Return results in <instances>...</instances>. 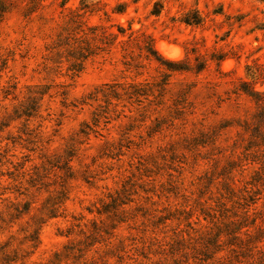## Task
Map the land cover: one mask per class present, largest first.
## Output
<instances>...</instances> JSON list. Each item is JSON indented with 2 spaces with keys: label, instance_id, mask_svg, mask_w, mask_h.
<instances>
[{
  "label": "rangeland",
  "instance_id": "374dc122",
  "mask_svg": "<svg viewBox=\"0 0 264 264\" xmlns=\"http://www.w3.org/2000/svg\"><path fill=\"white\" fill-rule=\"evenodd\" d=\"M151 39L190 70L148 60L143 45ZM79 45L93 55L73 78V59L58 54ZM131 56L144 68L128 69ZM166 80L161 104L154 96L119 102L108 123L95 125L93 113L104 105L88 99L96 88ZM37 87L49 88L40 108L21 116ZM245 89L264 102V0L0 1V264L199 263L193 247L224 220L221 179L208 186L207 176L217 178L234 160L238 191L261 189L242 231L259 239L251 255L237 258L231 250L240 249L226 246L216 258L264 264V186L250 185L264 175V145L252 136L261 108ZM63 184L67 198L53 216ZM119 196L127 204L116 207ZM238 202L228 203V216L243 215ZM204 207L217 219L206 218ZM37 231L38 244L31 241ZM176 234L185 246L172 254Z\"/></svg>",
  "mask_w": 264,
  "mask_h": 264
},
{
  "label": "trees",
  "instance_id": "16d2710c",
  "mask_svg": "<svg viewBox=\"0 0 264 264\" xmlns=\"http://www.w3.org/2000/svg\"><path fill=\"white\" fill-rule=\"evenodd\" d=\"M2 1V0H0ZM95 30H98V28H95ZM119 33L123 34V30L119 28ZM113 40L117 39L118 35L112 33ZM143 48L147 51V59L148 60H156L161 65L166 66V68L169 71H175V70H182L187 69L190 70V68H180L181 62L180 61H173L170 59L165 58L162 56L157 49L154 46L153 40H144ZM67 56H62L65 52H59L58 54L59 59H68L69 61L73 59V62L71 66L69 67L70 71H73V78L78 76L83 70H84V62L85 60L93 55L92 50L88 48L81 47L79 45V50L77 48H73V46L66 50ZM128 55H131L128 54ZM133 56H131V61L126 62L125 64L128 66V69H136L139 70L141 68H144L142 63H135ZM168 84L167 80L165 83L160 84H144L142 82H132V83H121L119 81H114L112 83L104 84L93 91L88 99L96 102H103L104 105H99V107L96 109V111L93 113L94 122L96 126H99L101 121L104 119L105 122L110 121L109 114L111 113L110 107H115L117 103L119 102H139L143 103L144 99L149 100L151 96H154V98L158 99V104H161V99L165 96V86ZM159 87V89H158ZM154 88H157V91L159 94L155 96ZM48 87L45 88H39L37 87L34 90L30 91V104L24 108L20 115H25L27 117H32L34 115V112L38 111L39 102L43 99V97L48 93ZM249 96L252 98H255L257 100L258 107L260 106V111L258 112L257 120L255 123V128L253 132V137L258 139L262 144L264 145V102H262L259 97L262 96L260 92H258L255 89H245L244 90ZM87 100V99H86ZM155 101V100H154ZM153 102V100H152ZM86 103V102H85ZM86 129H90L88 124H85ZM86 129L81 130V134L84 136H88L89 132ZM215 137V132L213 133H203L201 135V142L197 143L199 145H206L207 141H210L209 139ZM261 145V144H260ZM75 148L74 146L70 148L66 152V158H65V165L64 169H66V178H72L73 172L72 167L70 166V162L75 157ZM219 161L214 162V166L219 167ZM239 161H231L228 163L227 166L222 168V171L218 173V177L214 178V175L207 176V182L206 184L208 186H211L213 182L217 179H221L220 181V200L218 201V206L220 208L221 217H223L224 220L218 219L219 224H221L223 227H220V232L216 235L207 234L206 238L202 239V242H200V246L193 247L194 250V258L199 259V263L201 261L208 262V261H214L216 260L218 264H231V263H225L222 261V259L217 260V254L221 251L225 250L226 246L231 247H238L240 250L237 251L235 248L231 250V252L236 253V257L239 258L240 256H243L247 253L251 255V252L253 250V244L255 241H257L258 237H253L249 231L243 233V229L246 228V222H248L250 218V209L253 205L257 204L258 201L261 199V189H248L245 187V189H242L238 191L239 186L237 182L235 181V178L233 177V171L240 167L241 165H238ZM263 177H258L254 181L250 183V185H253L254 187H257L259 183H261L262 186H264V175ZM66 180V179H65ZM65 182V181H64ZM239 192L243 193V195H239ZM59 201L55 202L51 206V214L53 216H56L59 211V205L62 203L61 200H64L67 198V190L66 187H64V184L61 187V190L59 191ZM125 194V192H124ZM128 199V198H127ZM238 201L243 200L245 204H243V209H246L245 212H243V215L240 216L238 213H234L233 215L228 216L227 213L230 212V207H228V203L234 202L239 203ZM128 201V200H127ZM112 203L118 206H122L127 204L126 199H123V197L119 196L113 199ZM107 213V208H105ZM212 207H204L201 208L202 214L207 217H211L213 220L217 219L216 215L213 213ZM224 213V214H223ZM214 214V215H213ZM222 221V222H221ZM217 225V223H216ZM219 226V225H218ZM217 226V227H218ZM177 235V240L175 241L174 247L172 248V254H176L180 251V249L185 246V240L184 238H179V235ZM243 236H246L247 238L244 239ZM227 237V239L224 241L222 238ZM31 241L33 243L39 242V235L38 231L35 232L34 235L31 236ZM37 244L35 246H37ZM251 257V256H250ZM196 263V264H199ZM240 263V262H239Z\"/></svg>",
  "mask_w": 264,
  "mask_h": 264
},
{
  "label": "bare ground",
  "instance_id": "6f19581e",
  "mask_svg": "<svg viewBox=\"0 0 264 264\" xmlns=\"http://www.w3.org/2000/svg\"><path fill=\"white\" fill-rule=\"evenodd\" d=\"M167 53H169V52H167ZM170 55V54H169Z\"/></svg>",
  "mask_w": 264,
  "mask_h": 264
}]
</instances>
